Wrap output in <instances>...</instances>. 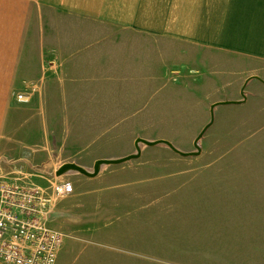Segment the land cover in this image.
<instances>
[{"label":"rangeland","instance_id":"374dc122","mask_svg":"<svg viewBox=\"0 0 264 264\" xmlns=\"http://www.w3.org/2000/svg\"><path fill=\"white\" fill-rule=\"evenodd\" d=\"M116 37L117 43L83 54L102 58L101 66L48 82L44 119L51 114L60 125L47 131L51 167L40 160L26 171L3 172L6 183L40 187L48 195L54 183L73 186L54 200L49 219V228L63 235L55 264H264V82L254 79L242 95L246 81L263 69L251 65L248 77L245 66L232 65L223 52L126 32ZM40 84L19 95L39 94ZM96 85L102 95L93 91ZM64 87L97 96L65 99ZM82 101L93 105L82 117L93 128L66 130L65 123L80 122L81 114H64L63 105ZM224 101L243 103L215 109L198 156L144 146L140 158L106 166L95 178L56 176L66 163L93 170L98 160L136 153L138 138L196 151L212 105Z\"/></svg>","mask_w":264,"mask_h":264},{"label":"crops","instance_id":"0c3cea01","mask_svg":"<svg viewBox=\"0 0 264 264\" xmlns=\"http://www.w3.org/2000/svg\"><path fill=\"white\" fill-rule=\"evenodd\" d=\"M121 32L223 52L232 65L245 66L242 73L248 77L251 65H257L264 79V0H0V169L4 174L35 168L40 160L51 167L53 149L47 131L60 125L51 114L49 122L44 119L48 82L81 75V67L90 64L101 66L102 58H83V54L102 43H117ZM83 80L100 84L101 79ZM36 83H41L39 94L26 95L27 103L19 101V93ZM66 89L65 99H92L103 93L101 85L93 90L97 94ZM63 107L64 114H81V123L67 121L66 130L93 128L82 118L93 107L90 101L69 106L66 102Z\"/></svg>","mask_w":264,"mask_h":264},{"label":"built area","instance_id":"2783aa9c","mask_svg":"<svg viewBox=\"0 0 264 264\" xmlns=\"http://www.w3.org/2000/svg\"><path fill=\"white\" fill-rule=\"evenodd\" d=\"M18 100L26 101L24 95ZM3 177V179H2ZM0 169V262L55 264L63 235L49 228L54 200L73 192L70 183H54L52 195L40 187L6 183Z\"/></svg>","mask_w":264,"mask_h":264},{"label":"water","instance_id":"95a60500","mask_svg":"<svg viewBox=\"0 0 264 264\" xmlns=\"http://www.w3.org/2000/svg\"><path fill=\"white\" fill-rule=\"evenodd\" d=\"M257 79L259 81L264 82L263 80H261L259 77H253V78H249L243 89H242V95L243 98H245V87L247 86V84L251 81ZM243 103V101H224V102H219V103H215L212 105L211 107V114H212V118L210 123H208V125H206V127L201 131V133L198 135V137L196 138L195 142H194V147L196 149V151L193 152H183L181 150H179L177 147H175L171 142L166 141V140H146V139H142V138H138L135 141V149H136V153H133L129 156L126 157H122V158H118V159H102V160H98L95 162L94 164V168L93 171H88L85 168H83L82 166H79L75 163H66L64 165H62L56 172V176L60 177L64 174H66L69 171H74L77 172L81 175H84L88 178H95L97 177L100 173H101V169L104 166H109V165H120L126 162H129L131 160H135L140 158L141 154H142V149H141V144H143L146 147H152V146H165L168 147L169 149H171L174 153L182 156V157H194V156H198L201 153V146H200V141L202 140V138L204 137L205 133L208 131V129L212 126L213 122H214V111L218 106L221 105H232V104H241Z\"/></svg>","mask_w":264,"mask_h":264},{"label":"bare ground","instance_id":"6f19581e","mask_svg":"<svg viewBox=\"0 0 264 264\" xmlns=\"http://www.w3.org/2000/svg\"><path fill=\"white\" fill-rule=\"evenodd\" d=\"M144 148V145L143 144H141V149H143ZM106 166H104V167H102V169H104ZM102 169H101V171H102ZM69 172H72V173H77V172H74V171H69ZM68 173V172H67Z\"/></svg>","mask_w":264,"mask_h":264}]
</instances>
